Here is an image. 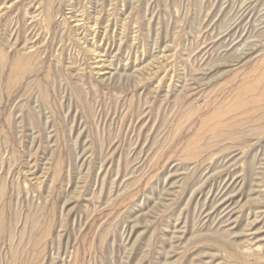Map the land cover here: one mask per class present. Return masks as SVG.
Masks as SVG:
<instances>
[{"label": "rangeland", "instance_id": "374dc122", "mask_svg": "<svg viewBox=\"0 0 264 264\" xmlns=\"http://www.w3.org/2000/svg\"><path fill=\"white\" fill-rule=\"evenodd\" d=\"M0 264H264V0H0Z\"/></svg>", "mask_w": 264, "mask_h": 264}, {"label": "bare ground", "instance_id": "6f19581e", "mask_svg": "<svg viewBox=\"0 0 264 264\" xmlns=\"http://www.w3.org/2000/svg\"><path fill=\"white\" fill-rule=\"evenodd\" d=\"M261 4V3H260ZM81 20V19H80ZM236 39V38H235ZM232 44V43H231ZM227 163V162H226ZM219 199L221 200L222 198H221V195H220V197H219ZM226 200V199H225ZM218 202V201H217ZM220 202V201H219ZM223 202V201H222ZM229 202V201H228ZM227 202V203H228ZM230 205V204H229ZM225 206V205H224ZM225 210V209H224ZM229 213V212H228ZM229 218V217H228ZM210 219V218H209ZM231 219V218H230Z\"/></svg>", "mask_w": 264, "mask_h": 264}]
</instances>
